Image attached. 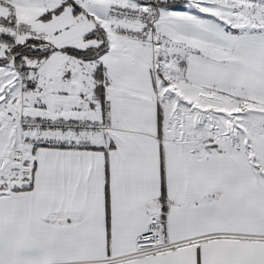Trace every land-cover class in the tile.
I'll list each match as a JSON object with an SVG mask.
<instances>
[{"label": "snow or ice", "instance_id": "snow-or-ice-1", "mask_svg": "<svg viewBox=\"0 0 264 264\" xmlns=\"http://www.w3.org/2000/svg\"><path fill=\"white\" fill-rule=\"evenodd\" d=\"M0 264H264V0H0Z\"/></svg>", "mask_w": 264, "mask_h": 264}]
</instances>
